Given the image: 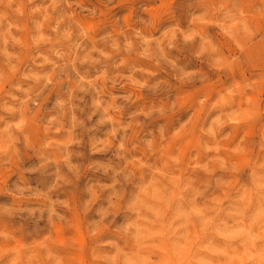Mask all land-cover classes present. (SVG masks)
I'll use <instances>...</instances> for the list:
<instances>
[{"label":"clouds","instance_id":"1","mask_svg":"<svg viewBox=\"0 0 264 264\" xmlns=\"http://www.w3.org/2000/svg\"><path fill=\"white\" fill-rule=\"evenodd\" d=\"M187 7L0 0V264H264V0Z\"/></svg>","mask_w":264,"mask_h":264},{"label":"rangeland","instance_id":"2","mask_svg":"<svg viewBox=\"0 0 264 264\" xmlns=\"http://www.w3.org/2000/svg\"><path fill=\"white\" fill-rule=\"evenodd\" d=\"M121 11L127 12L128 23H134L135 17L145 15L143 9L147 7L148 13L152 15L154 20L161 18L170 20L176 18H184L187 11L188 0H119ZM115 26V25H114ZM129 89L117 90L118 92L128 91ZM147 98H145L146 102ZM248 135L254 133V129L246 130Z\"/></svg>","mask_w":264,"mask_h":264}]
</instances>
